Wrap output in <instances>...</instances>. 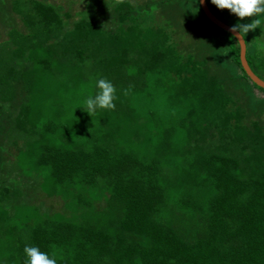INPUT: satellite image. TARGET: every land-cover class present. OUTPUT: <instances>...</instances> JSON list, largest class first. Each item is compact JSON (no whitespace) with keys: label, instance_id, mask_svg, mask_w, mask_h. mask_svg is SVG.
<instances>
[{"label":"trees","instance_id":"obj_1","mask_svg":"<svg viewBox=\"0 0 264 264\" xmlns=\"http://www.w3.org/2000/svg\"><path fill=\"white\" fill-rule=\"evenodd\" d=\"M87 3L69 21L0 0V172L61 203L29 204L0 173V264H25V246L57 264H264V88L237 40L198 0ZM243 38L264 80V38ZM101 78L115 109L92 117Z\"/></svg>","mask_w":264,"mask_h":264},{"label":"clouds","instance_id":"obj_2","mask_svg":"<svg viewBox=\"0 0 264 264\" xmlns=\"http://www.w3.org/2000/svg\"><path fill=\"white\" fill-rule=\"evenodd\" d=\"M117 2H120V0H117ZM211 2L220 10H229L240 20L255 17L251 23L233 25L230 28L233 33L232 38L244 37L249 31H255L258 27L261 28L262 23H264L260 19L261 16H264V0H211ZM96 88L99 90L96 95L89 96L82 106L92 117L97 109L114 110V101L117 99L115 86L106 78L99 79L96 82ZM24 252L27 257L25 264H57L54 257L50 258L47 253L42 252L36 246H25Z\"/></svg>","mask_w":264,"mask_h":264},{"label":"rangeland","instance_id":"obj_3","mask_svg":"<svg viewBox=\"0 0 264 264\" xmlns=\"http://www.w3.org/2000/svg\"><path fill=\"white\" fill-rule=\"evenodd\" d=\"M47 2H51L54 3L56 5H59L62 10H67L71 13V18L68 19L69 21H72L74 19H78V17L80 16L78 12H80V10L84 9L85 7H87L89 5V3H87V0H44ZM131 1H135L136 3H141L142 0H131ZM11 2V0H10ZM87 3V4H86ZM102 7V6H100ZM252 19H255V17L253 18H245L244 20H241L243 23H251ZM260 19H262V21L264 20V16H261ZM17 20V19H16ZM240 20V18H239ZM153 23H160V18H156L155 20L152 21ZM17 26H20V23H17ZM9 28V26H3L0 23V39L1 38H6V31ZM261 28H264V23H262ZM261 28H257L255 29L256 31H259ZM262 32L261 34H253L251 31H249V33L247 34L249 37V42L248 43H252V41L256 40L260 45L263 46V44L261 43L262 38H264V29H261ZM260 39V40H258ZM8 149H6L7 151ZM10 152L12 153L13 156V152L15 151L14 148L10 147ZM6 153V152H5ZM10 153V154H11ZM12 156H9L10 159H13ZM2 174V176H4V174L6 175V178L8 180V182H13L15 184H20L21 187L23 188L24 191V196L26 201L29 204H42L43 209H47L50 211H54V210H60L61 209V203L60 200L58 198H53V197H47L45 195H43L39 190L37 189H33L31 184V180L32 179V175L25 178L21 175L20 172L17 171H13L11 172L10 170H6L5 172H0ZM36 178L32 179V182H35Z\"/></svg>","mask_w":264,"mask_h":264},{"label":"water","instance_id":"obj_4","mask_svg":"<svg viewBox=\"0 0 264 264\" xmlns=\"http://www.w3.org/2000/svg\"><path fill=\"white\" fill-rule=\"evenodd\" d=\"M200 7L202 9V11L204 12V14L206 15V17L215 25H217L218 27H220L221 29L229 32L231 35H233V33L230 31V28L232 26H230L229 24L225 23L224 21H222L221 19H219L208 7L206 0H198ZM237 43L239 45V59H240V63L241 66L243 68V70L245 71V73L247 74V76L250 78V80L252 82H254L257 86L264 88V80L261 79L259 76H257L252 69L250 68L247 58H246V43L243 37H237Z\"/></svg>","mask_w":264,"mask_h":264}]
</instances>
